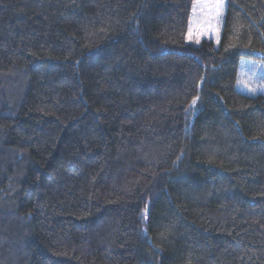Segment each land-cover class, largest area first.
<instances>
[{
  "label": "trees",
  "instance_id": "16d2710c",
  "mask_svg": "<svg viewBox=\"0 0 264 264\" xmlns=\"http://www.w3.org/2000/svg\"><path fill=\"white\" fill-rule=\"evenodd\" d=\"M192 3L0 0V264H264V0Z\"/></svg>",
  "mask_w": 264,
  "mask_h": 264
},
{
  "label": "rangeland",
  "instance_id": "374dc122",
  "mask_svg": "<svg viewBox=\"0 0 264 264\" xmlns=\"http://www.w3.org/2000/svg\"><path fill=\"white\" fill-rule=\"evenodd\" d=\"M223 2V9L221 15L218 20L212 21L211 28L207 26H201L195 22V18L192 14V7L190 10L189 20H188V29L186 40L187 42H191L194 44H199L203 39L211 40L215 47H217L220 37V30L224 18L225 8H226V0H222ZM194 3V0H193ZM192 3V6H193ZM193 20L192 23V39L188 38L189 33V22ZM199 39V43L196 40ZM244 80L247 84L255 88V92H251L248 90V87L239 83L238 81ZM235 89L240 91L241 93L247 95H257L260 94L264 97V60L259 58H241L238 63V70H237V78L235 82Z\"/></svg>",
  "mask_w": 264,
  "mask_h": 264
},
{
  "label": "snow or ice",
  "instance_id": "6c2138e0",
  "mask_svg": "<svg viewBox=\"0 0 264 264\" xmlns=\"http://www.w3.org/2000/svg\"><path fill=\"white\" fill-rule=\"evenodd\" d=\"M224 5L222 0H194L193 6H192V14L195 18V22L197 24H200L202 27L207 26L208 28H211L212 21L218 20L222 9ZM192 23L193 20H190L189 24V33L188 38L192 39ZM197 43H199V39L196 40ZM239 83L245 85L248 87V90L251 92H255L256 89L250 87L246 81L240 80ZM195 103V101H193Z\"/></svg>",
  "mask_w": 264,
  "mask_h": 264
}]
</instances>
